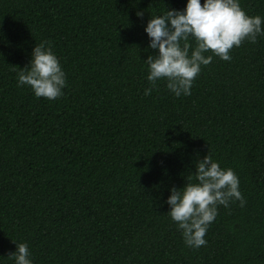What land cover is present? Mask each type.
Instances as JSON below:
<instances>
[{
  "label": "trees",
  "instance_id": "16d2710c",
  "mask_svg": "<svg viewBox=\"0 0 264 264\" xmlns=\"http://www.w3.org/2000/svg\"><path fill=\"white\" fill-rule=\"evenodd\" d=\"M186 2L0 0V264L13 242L33 264H264V36L175 97L147 80L144 27ZM239 2L264 17V0ZM41 42L66 74L51 101L17 86ZM207 154L245 203L218 206L192 249L164 201Z\"/></svg>",
  "mask_w": 264,
  "mask_h": 264
},
{
  "label": "clouds",
  "instance_id": "9594fccd",
  "mask_svg": "<svg viewBox=\"0 0 264 264\" xmlns=\"http://www.w3.org/2000/svg\"><path fill=\"white\" fill-rule=\"evenodd\" d=\"M136 15L142 18L143 12ZM144 32L148 49L156 52L144 61L148 66L147 80L152 86L165 80L166 88L181 97L191 94L194 79L213 56L230 61L233 47L245 40L255 43L264 36V17L247 15L239 0H203V4L201 0H187L183 10L152 16ZM208 52L211 55H205ZM17 86H27L37 98L49 101L63 95L66 74L46 42L33 48L29 66L17 74ZM193 176L196 182H192ZM187 181L182 189L170 188L164 202L169 207L167 214L182 230L185 246L199 249L207 243L204 237L218 215V206L228 207L234 201L243 206L245 200L239 177L231 168H222L209 154L196 162L195 174ZM13 243L16 251L8 258H14V264H33L27 243Z\"/></svg>",
  "mask_w": 264,
  "mask_h": 264
}]
</instances>
